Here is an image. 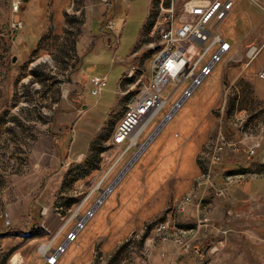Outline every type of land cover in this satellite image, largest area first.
I'll return each mask as SVG.
<instances>
[{
    "label": "rangeland",
    "instance_id": "1",
    "mask_svg": "<svg viewBox=\"0 0 264 264\" xmlns=\"http://www.w3.org/2000/svg\"><path fill=\"white\" fill-rule=\"evenodd\" d=\"M34 1L45 2L47 9L41 13L36 7L24 16L22 12L28 2ZM165 1L149 0L150 6L147 0H130L127 5L120 2L112 17L114 35L120 38L116 53L98 41L74 75L70 71L77 67L78 58L70 37L81 31L91 9L102 1L62 0L61 16L72 32L56 35L52 26L46 32L42 26L40 39L27 56L22 52L35 42V18L40 16L38 23L42 19L50 22L54 17L53 0H1L0 264H150L157 249L166 242L171 241L180 249L188 247L191 236L169 231L163 214L143 224L125 215V203L120 200L118 188L144 155L130 167L84 227L80 230L78 227L80 219L95 206L137 152L136 146L127 150L128 141L117 148L111 135L139 85L151 76L150 64L158 42L153 24L160 16V2L164 7ZM16 2L19 4L14 12L12 4ZM104 3L109 8L112 0ZM17 17L19 22H25L28 32L24 45L17 39L24 23L10 25ZM100 25V20L93 23L95 37H99ZM243 60L246 62V57ZM231 65H235L233 60L225 64L217 86L209 91L213 127L197 157L201 174L190 193L178 203V211L197 202L211 182L217 183L229 153L240 146H246L248 151L256 145L260 147L256 131L264 127V111L261 113L257 106L235 105V91L229 89L227 76ZM9 69H13L12 77H8ZM104 75L107 83L102 93L93 96L91 78ZM75 80L83 88L75 85ZM241 111L244 113L240 114ZM158 122L159 118L151 123L139 143L145 141ZM218 132L236 144V148L226 147L219 164L208 175L204 164L217 162L208 151L215 145ZM252 134V145H245V139ZM227 177L222 186L226 194L227 187L245 181ZM160 223L166 228L156 232L154 227ZM72 234L76 236L73 241L69 239ZM263 257L259 254L254 261H178V264H264Z\"/></svg>",
    "mask_w": 264,
    "mask_h": 264
},
{
    "label": "crops",
    "instance_id": "2",
    "mask_svg": "<svg viewBox=\"0 0 264 264\" xmlns=\"http://www.w3.org/2000/svg\"><path fill=\"white\" fill-rule=\"evenodd\" d=\"M101 1L102 3L91 9L84 29L70 37L74 41L73 47L78 58L77 67L70 71L74 75L79 72L82 60L95 48L98 41L110 49L114 33L110 34L105 30V21L116 15L120 2L127 5L130 0H112L109 8L104 0ZM44 6L45 2H28L25 12L22 13L25 16L26 11L36 7L42 13L47 9ZM63 6L62 0H53L54 17L50 22L42 19L38 23L40 16H36L35 42L22 54H31L40 39L39 34L43 32L39 30L42 26H45V32L52 26L53 34L70 35L72 30L66 28L61 16ZM1 9L0 6V11ZM99 20V37H95L92 34L93 23ZM22 22L17 17L10 25L14 27ZM23 23L24 30L17 33L21 45H24L23 39L28 35L25 22ZM220 33L231 42L228 57L235 65L227 69V76L229 89L235 91V105L257 106L262 113L264 79H260L258 73L264 74V0H234L231 12L220 26ZM116 39L119 43L120 38ZM254 45L262 47L260 53L252 61L245 62L243 59L246 50ZM224 66L225 62L213 69L210 76L196 89L194 97L192 95L185 102L153 141L155 144L148 147L143 159L131 169L118 188L122 196L120 200L125 203L126 217L137 218L143 224L146 220L163 214L169 231L191 236L186 249H180L171 241L166 242L157 249L155 260L150 264H178V261H254L259 254L263 257L264 127L260 132L256 131L260 147L255 150L254 155L249 154L246 146H240L226 156L222 164L224 170L218 177L216 186L222 187L227 176L244 178V182L227 187V194L222 198L215 197L212 190L206 187L197 202L187 206L184 211L177 210L178 203L190 193L194 181L201 174L197 157L213 127V117L208 105L212 100L209 91L217 86L215 84L220 80ZM12 75L13 69H9L8 77ZM73 83L82 87L76 80ZM83 93L84 90L81 92L82 100ZM253 135L245 139V145H252ZM231 137H236V134L233 133ZM205 170L208 171L207 167Z\"/></svg>",
    "mask_w": 264,
    "mask_h": 264
},
{
    "label": "built area",
    "instance_id": "3",
    "mask_svg": "<svg viewBox=\"0 0 264 264\" xmlns=\"http://www.w3.org/2000/svg\"><path fill=\"white\" fill-rule=\"evenodd\" d=\"M107 2L108 0H104ZM234 0H166L165 6L160 2V16H157L153 29L157 33V49L150 64L151 76L140 84L134 97L116 125L111 135L112 144L120 148L128 141L127 150L131 145V136L140 131L137 141L151 125L159 118L155 128L145 140L153 136L150 144L163 131L165 126L173 119L176 113L190 99L204 80L210 76L213 69L223 62L229 63L228 57L231 42L224 39L220 33V26L232 10ZM19 2L13 4V11L17 12ZM21 25V24H17ZM104 28L110 34L114 33L115 25L112 19H107ZM111 51L115 54L118 43L116 36L112 35ZM261 46H250L245 57L247 62L252 61L261 51ZM264 79L263 73H258ZM107 81V76L93 77L90 80L92 95L99 96ZM168 107L167 110L166 107ZM161 115V117H159ZM150 144L148 146H150ZM226 147L236 148L231 140L218 132L216 143L209 153L217 162L205 163L208 175L220 158ZM256 145L249 149V154L254 155ZM209 178V176L207 177ZM209 187L217 198L226 195L225 187H217L211 182ZM111 192V191H110ZM104 200L97 202L85 217L87 221L94 215ZM81 222L79 230L87 223ZM166 228L164 223L154 227L156 232ZM75 235H70L73 241Z\"/></svg>",
    "mask_w": 264,
    "mask_h": 264
},
{
    "label": "bare ground",
    "instance_id": "4",
    "mask_svg": "<svg viewBox=\"0 0 264 264\" xmlns=\"http://www.w3.org/2000/svg\"><path fill=\"white\" fill-rule=\"evenodd\" d=\"M139 132H140V131L135 132V133L131 136V138H130V143H131V145L136 146V148H137V152L135 153V155L133 156V158L130 160V162L127 164L125 170H124L122 173H120V175L115 179V181L110 185V187H109L107 190H105V191L103 192V195H102V197L100 198V202H101L102 200H105V199H106V197L109 195L110 191H112V190L116 187V185L122 180V177H124V175H125L126 172L130 169V167L133 166V165L136 163V161L138 160V158H140V157L144 154V152L146 151V149L149 147L148 145L150 144V142H151L153 136H155V133H154V134L152 135L151 138H149L148 140H145V141L142 142V143H139V142L137 141V137H138ZM145 145H146V146H145ZM142 146H145V148H144L142 151H140V149L142 148ZM138 154H139V155H138ZM137 155H138V156H137ZM136 156H137V157H136ZM96 205H98V204L96 203ZM94 208H95V207H94ZM80 221H81L82 223L85 222V221H87V217H83V218H81ZM56 254H57V252L54 253V255H56Z\"/></svg>",
    "mask_w": 264,
    "mask_h": 264
},
{
    "label": "water",
    "instance_id": "5",
    "mask_svg": "<svg viewBox=\"0 0 264 264\" xmlns=\"http://www.w3.org/2000/svg\"><path fill=\"white\" fill-rule=\"evenodd\" d=\"M23 2H26L27 0H22ZM13 61H14V59H13Z\"/></svg>",
    "mask_w": 264,
    "mask_h": 264
}]
</instances>
